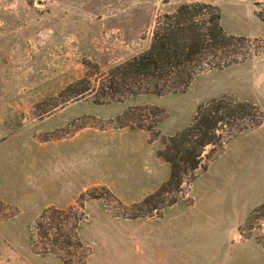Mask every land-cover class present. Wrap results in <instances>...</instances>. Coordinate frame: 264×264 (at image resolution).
Instances as JSON below:
<instances>
[{
    "label": "rangeland",
    "instance_id": "1",
    "mask_svg": "<svg viewBox=\"0 0 264 264\" xmlns=\"http://www.w3.org/2000/svg\"><path fill=\"white\" fill-rule=\"evenodd\" d=\"M195 1L237 37L231 65L159 97L60 96L86 76L98 89L149 48L160 17ZM261 18L264 0H0V264H264V121L233 137L244 120L220 122L194 175L158 194L170 177L158 152L201 103L250 100L264 118ZM145 236L154 249L136 254Z\"/></svg>",
    "mask_w": 264,
    "mask_h": 264
},
{
    "label": "trees",
    "instance_id": "2",
    "mask_svg": "<svg viewBox=\"0 0 264 264\" xmlns=\"http://www.w3.org/2000/svg\"><path fill=\"white\" fill-rule=\"evenodd\" d=\"M233 39L237 37L226 32L217 5L199 1L182 3L175 12L158 19L149 48L102 74L104 80L98 89L91 86L86 76L68 85L60 96L67 93V97H77L89 92L96 94L95 100L100 102L102 98L122 101L141 95L159 97L185 92L202 71L224 68L236 61L230 58L235 53L229 49ZM158 108L148 107L153 116L160 113ZM239 119L244 120L243 125L237 124L236 133L229 132L231 137L256 129L264 121L259 105L250 100L237 102L224 96L201 103L193 120L171 136L166 148L158 152L170 166L169 180L158 194L179 188L185 175H194L204 147L220 140L217 133L220 122L229 125ZM136 125L153 129L152 124L143 122L131 126Z\"/></svg>",
    "mask_w": 264,
    "mask_h": 264
},
{
    "label": "crops",
    "instance_id": "3",
    "mask_svg": "<svg viewBox=\"0 0 264 264\" xmlns=\"http://www.w3.org/2000/svg\"><path fill=\"white\" fill-rule=\"evenodd\" d=\"M260 76H261V74H260ZM129 137H131V136L129 135ZM135 140H136V132H133L132 133V139L129 138L128 141H127V143L124 142L123 143V148L126 149V147H128L129 150L130 149L134 150L135 147H136V144H137ZM135 163H137V162H135ZM128 164H131L130 161H128ZM223 203H224V200L223 199H210V200L207 201V204L209 206H212V207H209L207 209L208 210H211V211H214L220 217H221V215L224 216V214L225 215L227 214V210H225V208L222 206ZM180 204L178 203L177 205L172 206V209L173 208H176ZM232 234H233V229H231V232H230V242H231V244H233V235ZM173 235H176V234H170V233L169 234H166V233H163L161 240L163 241V237L173 236ZM142 241H143V243L141 242L140 239L139 240L137 239L136 243L134 244V247H135L134 249L136 251L135 252L136 254L143 255V254H147L148 252L153 251L154 248H153V243H152L153 241L152 240H150L148 237L145 236V238H142ZM172 247L177 248L175 246H172Z\"/></svg>",
    "mask_w": 264,
    "mask_h": 264
}]
</instances>
